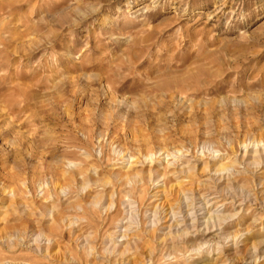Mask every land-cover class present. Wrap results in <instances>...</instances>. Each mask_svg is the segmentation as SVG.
<instances>
[{"label": "rangeland", "instance_id": "obj_1", "mask_svg": "<svg viewBox=\"0 0 264 264\" xmlns=\"http://www.w3.org/2000/svg\"><path fill=\"white\" fill-rule=\"evenodd\" d=\"M0 264H264V0H0Z\"/></svg>", "mask_w": 264, "mask_h": 264}, {"label": "bare ground", "instance_id": "obj_2", "mask_svg": "<svg viewBox=\"0 0 264 264\" xmlns=\"http://www.w3.org/2000/svg\"><path fill=\"white\" fill-rule=\"evenodd\" d=\"M257 152V151H256ZM263 152V151H262ZM261 153V152H260ZM260 161V160H259ZM224 262V261H223Z\"/></svg>", "mask_w": 264, "mask_h": 264}]
</instances>
